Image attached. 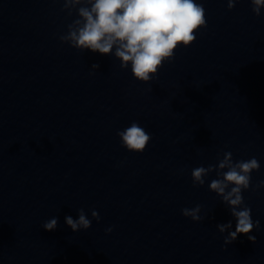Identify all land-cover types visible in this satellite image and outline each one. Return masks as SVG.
<instances>
[{
	"label": "clouds",
	"instance_id": "1",
	"mask_svg": "<svg viewBox=\"0 0 264 264\" xmlns=\"http://www.w3.org/2000/svg\"><path fill=\"white\" fill-rule=\"evenodd\" d=\"M240 0H227L229 10ZM251 11L257 17L264 9V0H249ZM63 9L69 16L75 11L77 18L67 25V32L60 35L63 43L81 52L85 50L101 55H114L120 61V67L130 65L132 76L147 83L155 77L166 61L175 57L178 47H188L196 40V32L207 26L206 9L198 0H62ZM92 69H99V64H92ZM121 144L129 152L142 153L152 140V135L138 122L117 132ZM259 161L233 160L230 151L224 152L216 164L207 167L198 166L191 171L193 186H203L205 178L216 173L209 190L216 193L221 202L228 206L235 219L232 222L218 224V231L223 234L224 245L232 244L239 235H247L250 242L256 237L251 235L260 226L259 220L253 221L251 208L244 203L242 193L251 186V173L258 171ZM226 170V171H225ZM264 187L260 181L253 190ZM201 205L181 210L184 217L194 222L204 219L200 215ZM93 219L99 221V213L91 212ZM65 223L73 232L88 230L92 221L85 211L79 209L78 219L65 217ZM46 231L58 227V217H52L42 224ZM109 228L106 231L110 232Z\"/></svg>",
	"mask_w": 264,
	"mask_h": 264
}]
</instances>
